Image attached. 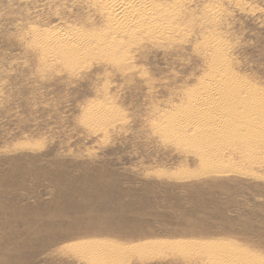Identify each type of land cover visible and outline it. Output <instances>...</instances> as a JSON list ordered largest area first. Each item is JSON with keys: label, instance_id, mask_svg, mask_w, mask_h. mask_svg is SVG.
I'll return each instance as SVG.
<instances>
[{"label": "rangeland", "instance_id": "374dc122", "mask_svg": "<svg viewBox=\"0 0 264 264\" xmlns=\"http://www.w3.org/2000/svg\"><path fill=\"white\" fill-rule=\"evenodd\" d=\"M147 1L162 39L100 0H0V264L264 263V136L208 147L186 113L228 77L264 102V0Z\"/></svg>", "mask_w": 264, "mask_h": 264}, {"label": "bare ground", "instance_id": "6f19581e", "mask_svg": "<svg viewBox=\"0 0 264 264\" xmlns=\"http://www.w3.org/2000/svg\"><path fill=\"white\" fill-rule=\"evenodd\" d=\"M100 1H102L103 3H104V6L106 5V7H108L110 10H111V13L114 15V16H116L118 19L115 21V22H113L112 21V23H114V28L117 30V31H119L120 33H125L126 35H129V36H131L130 38H132V36L134 37L135 35H137V34H140L141 32H145L144 34H146L147 36H151L152 37V39H153V37H159L160 39H162V36H165V35H163L164 33V30H163V27H166V25L165 26H163V21L165 22V19L163 20V13H161L162 14V16H160V15H158L159 14V12H158V14H157V9H153L152 8V6L151 5H149L148 4V1L147 0H100ZM151 2V1H150ZM102 5V4H101ZM155 5H156V3H155ZM154 5V6H155ZM103 6V5H102ZM156 7V6H155ZM159 10H161V9H159ZM166 11V10H165ZM107 12H109V11H107ZM161 12V11H160ZM164 12V11H163ZM167 12V11H166ZM107 14H109V13H107ZM112 14H111V16H112ZM168 14V13H167ZM165 17V16H164ZM168 17V16H167ZM167 20V19H166ZM167 21H169V20H167ZM112 27V26H111ZM113 28V27H112ZM168 29V28H167ZM170 29V28H169ZM115 30V31H116ZM166 34V33H165ZM74 35V34H73ZM73 35H71V36H73ZM107 35H108V33H107ZM65 36H66V34H65ZM76 36V35H75ZM64 37V36H63ZM62 37V38H63ZM69 37H70V35H69ZM94 36H92V38H93ZM146 37V36H145ZM37 38V37H36ZM71 38V37H70ZM91 37H89V39H90ZM91 38V39H92ZM100 39H101V37H99ZM99 38H98V40H99ZM150 38V37H149ZM43 39V38H42ZM64 39H68V38H64ZM73 39H77V37L76 38H73ZM78 39H81V38H79L78 37ZM85 38H83V40H84ZM86 39H87V37H86ZM88 39V40H89ZM91 39H90V41H91ZM97 38H95V40H96ZM112 39V38H111ZM40 40V39H39ZM51 40V39H50ZM53 40H55V39H53ZM60 40V39H59ZM102 40H104V38H102ZM114 40V39H113ZM41 41V40H40ZM49 41V40H48ZM65 41V40H64ZM67 41V40H66ZM69 41H71V40H69ZM68 41V42H69ZM77 41H79V40H77ZM97 41V40H96ZM108 41V40H107ZM52 42V41H51ZM55 42V41H54ZM54 42H52V43H46L45 42V45H39L40 43H38V45L40 46V47H42L41 48V50H43V52H45V50H49V49H53V48H55V47H58V45H56ZM81 42H82V39H81ZM81 42H79L80 44H81ZM88 43H89V41H87ZM92 42V41H91ZM99 42H100V40H99ZM99 42H97V43H99ZM106 42V41H105ZM117 41H115V43H116ZM37 43V42H36ZM43 43V42H42ZM56 43H59V41L58 42H56ZM63 43V42H62ZM62 43H59V44H62ZM72 43V42H71ZM71 43H69V44H71ZM83 43V42H82ZM86 43V42H85ZM84 43V44H85ZM103 43V42H102ZM106 43H109V42H106ZM111 43V42H110ZM52 44V45H51ZM65 44V43H64ZM63 44V45H64ZM68 44V43H67ZM90 44H92V43H90ZM209 45L207 46L208 47V49L210 50V51H212L213 52V54H212V56L211 57H214V59H215V61H214V63L212 64L213 66H212V70H211V75H212V77L213 78H215V80H217V78H219L218 76L219 75H221V73L223 74L222 76H224L226 73H227V70H226V65H225V62H223V61H221V59H223V49H221L220 48V46H217V45H212V44H210V43H208ZM62 45V46H63ZM89 45V44H88ZM88 45H86V47H88ZM100 45V44H99ZM111 45V44H110ZM115 45H117V43L115 44ZM119 45V44H118ZM122 45V44H121ZM60 46V45H59ZM61 46V47H62ZM75 46H78L77 45V43H76V45ZM74 46V47H75ZM82 46H83V44H82ZM96 46V45H95ZM69 47H71V46H69ZM68 47V49H70ZM73 47V46H72ZM85 47V46H84ZM83 47V48H84ZM93 47V46H92ZM97 47V46H96ZM100 47V46H99ZM110 47V46H109ZM118 47H120V45L118 46ZM117 47V48H118ZM64 48H66V47H64ZM80 48V47H79ZM78 48V49H79ZM91 48V47H90ZM93 48H95V47H93ZM103 48V47H102ZM115 48V47H114ZM114 48H113V50H114ZM51 49V51L49 50V53H48V55L47 56H49V54L53 51ZM57 49H59V50H55L56 52H57V54H59V55H67V56H70V55H68V54H66V53H70V54H72L70 51H71V49H70V51L68 52V50L66 51H64V50H60V48H57ZM73 49H75V48H73ZM77 48H76V50H78ZM81 49H82V47H81ZM84 49H86V48H84ZM106 49V48H105ZM80 50V49H79ZM88 50H90V49H88ZM92 50V49H91ZM95 50V49H94ZM110 50V49H109ZM73 51H75V50H73ZM86 51V50H85ZM112 51V50H111ZM54 52V51H53ZM66 52V53H65ZM76 52V51H75ZM78 52H80V51H78ZM88 52H91V51H88ZM107 52V51H106ZM114 52L115 51H113L112 53V55H114ZM74 53V52H73ZM85 53V52H84ZM87 53V52H86ZM107 53H109V52H107ZM116 53V52H115ZM80 54V53H79ZM81 54H82V52H81ZM80 54V55H81ZM122 54H123V52H122ZM77 55V54H76ZM83 55V54H82ZM51 56V55H50ZM75 56V55H74ZM74 56H71V57H68V58H73ZM105 56H107V54L105 55ZM111 56V55H110ZM57 57H58V55H57ZM59 58V57H58ZM66 58V57H65ZM64 58V59H65ZM68 58H66V60L68 59ZM77 58V57H76ZM110 58H112V57H110ZM74 59V58H73ZM72 59V60H73ZM70 60V59H69ZM69 60H67V62H69ZM72 60H70V61H72ZM74 61V60H73ZM76 61V60H75ZM75 63V62H74ZM77 63V62H76ZM224 63V64H223ZM227 63V62H226ZM69 64H73V62H70ZM79 63H77V65H78ZM76 65V64H75ZM66 66H67V64H66ZM72 67H70V69L71 68H73L74 69V66L73 65H71ZM69 68V67H68ZM229 69V68H228ZM226 71V72H225ZM230 72V71H229ZM229 74V73H228ZM227 76V75H226ZM225 76V77H226ZM229 76V75H228ZM227 76V77H228ZM231 76V75H230ZM225 77H224V79H225ZM235 78V77H234ZM234 78H227V79H225V80H230L232 83H235L234 85H235V87L236 88H230V89H226V90H221V88L224 86L223 84L224 83H226L227 84V81H224V83H223V81L221 82L220 81V83H222L221 85H223V86H221L220 88H218V89H220V90H217V89H215V90H209V91H207V92H205V91H203V92H201V93H199V94H197L196 96H195V94L193 95V96H195L196 98H197V102H195V105H193V106H189L190 108H186L187 109V111H186V113H188V112H192V110H194L193 111V114H194V116H193V118H197L198 119V122H196L197 121V119H196V121H195V119H194V121H192V122H196V123H193L192 125H190V126H193L195 129V131H197V133H199V139H200V141L202 142V143H205V144H208V147H210V146H215L216 144H218V143H221V142H225V141H227V142H230V143H239L240 145H242V147L246 150L248 147H247V145L246 144H248V143H250V141L254 138V136L256 137V136H264V126H262L263 124H264V102H257L256 101V99H254V100H243L241 97V99L237 96L236 98H234V96L232 95L233 93V91L232 92H229L230 90H234L236 93H237V95L239 94V92H240V90L241 89H243L244 88V86H242L241 84H239V85H237V82L238 83H241V82H239L238 80L236 81ZM210 79V78H209ZM237 79V78H236ZM214 80V79H213ZM212 80V81H213ZM222 80V79H221ZM210 82H211V79H210ZM215 82H217V81H215ZM215 82H213V83H215ZM218 83V82H217ZM211 84V83H210ZM225 84V85H226ZM243 85H244V83H242ZM209 85V84H208ZM214 85H216V84H214ZM219 85V84H218ZM218 85H216V87L218 86ZM241 85V86H240ZM205 86V85H204ZM203 86V87H204ZM207 86V85H206ZM220 86V85H219ZM228 86V85H227ZM248 86V85H247ZM208 87V86H207ZM209 87H210V85H209ZM215 87V86H214ZM226 86H224V88H225ZM252 87V86H251ZM208 89H210V88H208ZM245 89V88H244ZM251 89V88H250ZM198 90H199V88H198ZM197 90V91H198ZM202 90H204V89H202ZM206 90V89H205ZM217 90V91H216ZM248 91H250L249 89H247ZM252 91H253V89H252ZM256 91V90H255ZM200 92V91H199ZM195 93H196V91H195ZM235 93V94H236ZM190 94H192V93H190ZM251 94V93H250ZM258 93H255L254 94V92L252 93V97L255 95H257ZM260 94V93H259ZM191 97V96H190ZM249 97V96H248ZM260 97V96H259ZM239 98V99H238ZM245 98V97H244ZM256 98V97H255ZM248 99V98H247ZM250 99H252V98H250ZM261 100V98H258V100ZM194 100V99H193ZM250 101V102H249ZM262 101V100H261ZM248 102H249V104H248ZM192 103V102H191ZM193 104V103H192ZM189 105H190V103H189ZM215 106L214 108L216 109V110H219V111H216L213 107V109H209V107L210 106ZM263 107L262 109H260V107ZM188 107V106H187ZM98 109V108H97ZM180 109V108H179ZM185 112H184V110H183V113L182 114H184ZM92 114H96V112L95 113H92ZM97 115V114H96ZM192 114H190V116H191ZM95 115H91V118H95L94 117ZM238 116V117H237ZM239 118V117H241V118H244L245 120H249V121H247V122H251V119H253V121H256L257 122V125H258V123H262V125L261 124H259V125H261V126H259V127H256V126H252V125H250L249 126V124L248 123H241V121H240V124L239 123H233L232 125H230V126H227V124L228 123H230L231 122V120L233 119V118ZM192 118V119H193ZM172 119V118H171ZM191 119V120H192ZM173 120V119H172ZM190 120V119H189ZM240 120V119H239ZM185 121V120H184ZM183 121V122H184ZM244 121V120H243ZM252 121V122H253ZM191 122V121H190ZM251 122V123H252ZM174 123V122H173ZM172 123V124H173ZM179 123L181 124L182 122H180L179 121ZM225 123H227V124H225ZM175 124H177V123H175ZM175 124L173 125V126H175ZM186 124H188V123H186ZM223 124H225V125H223ZM254 124V123H253ZM179 125V124H178ZM182 125V124H181ZM184 125V127H179L178 126V130H179V132L181 133V134H179L178 136L179 137H185L184 136V134L185 133H187L186 131H187V129H188V126H186L185 127V124H183ZM229 125V124H228ZM169 126H171V125H168V128H169ZM221 126H223V129L221 128ZM172 127V126H171ZM171 129V128H170ZM172 129H173V127H172ZM171 129V130H172ZM174 129H175V127H174ZM204 129H207V131H203ZM174 131V130H173ZM177 131V130H176ZM178 131L177 132H175V133H179ZM238 132H239V134H238ZM240 132H244V133H246V134H242V133H240ZM174 133V134H175ZM193 136H194V134H193ZM197 136H198V134H197ZM180 138V139H181ZM183 138L181 139V140H183ZM179 141H180V139L179 138H177ZM186 139H187V137H186ZM186 139H184V140H186ZM189 139H191V137L189 138ZM198 139V138H197ZM259 140H263V139H259ZM189 142V141H188ZM195 142V141H194ZM187 143V142H186ZM190 144H191V142H190ZM222 144V143H221ZM258 144V143H257ZM195 145H196V143H195ZM251 149V148H250ZM250 151V150H249ZM255 151V150H254ZM251 152V151H250ZM250 152H248V153H250ZM214 161V160H213ZM216 165H218V164H214V165H212V166H216ZM223 170V169H222ZM220 171V170H219ZM226 247V250H228V251H231V253L233 254V255H230V256H227L228 258V260L226 259V260H224V259H218V258H215L214 260H215V262H213L212 264H264V263H262V262H257L256 260H254V258H250L248 255H246L245 253L243 254V252H240V251H237L236 249H234L233 247L231 248V247H228V246H225ZM132 249V248H131Z\"/></svg>", "mask_w": 264, "mask_h": 264}]
</instances>
